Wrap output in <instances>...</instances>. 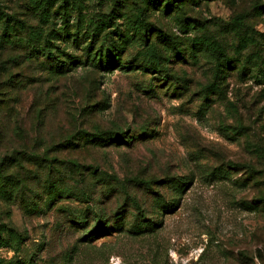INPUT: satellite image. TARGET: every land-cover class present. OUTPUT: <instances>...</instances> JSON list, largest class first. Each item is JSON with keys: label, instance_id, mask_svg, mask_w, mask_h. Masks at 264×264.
<instances>
[{"label": "rangeland", "instance_id": "rangeland-1", "mask_svg": "<svg viewBox=\"0 0 264 264\" xmlns=\"http://www.w3.org/2000/svg\"><path fill=\"white\" fill-rule=\"evenodd\" d=\"M153 1L0 0V264H264V0Z\"/></svg>", "mask_w": 264, "mask_h": 264}, {"label": "trees", "instance_id": "trees-1", "mask_svg": "<svg viewBox=\"0 0 264 264\" xmlns=\"http://www.w3.org/2000/svg\"><path fill=\"white\" fill-rule=\"evenodd\" d=\"M154 1H155V0H154ZM154 1H153V2H154ZM171 1H172V2H177V1H179V0H171ZM87 26H88V24H87ZM96 28H97V26L95 25L94 28H92V30H89L90 32H87L88 35H89L90 37H91V35H93V33H94V31L96 30ZM90 34H91V35H90ZM217 50H218V48H217ZM110 139H112V137H110L109 140H110ZM107 142H108V141H107Z\"/></svg>", "mask_w": 264, "mask_h": 264}]
</instances>
